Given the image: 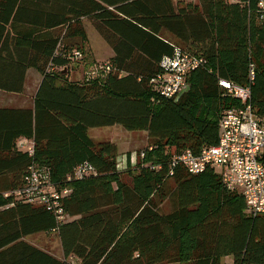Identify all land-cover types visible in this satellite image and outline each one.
I'll return each mask as SVG.
<instances>
[{
	"label": "trees",
	"instance_id": "obj_1",
	"mask_svg": "<svg viewBox=\"0 0 264 264\" xmlns=\"http://www.w3.org/2000/svg\"><path fill=\"white\" fill-rule=\"evenodd\" d=\"M83 18L114 51L90 81L68 76L75 50L89 57ZM177 46L206 62L167 98L149 81ZM30 68L42 75L33 106L0 107V264H264V215L248 213L214 168L171 164L217 143L223 111L241 106L221 78L249 85L264 113V0H0V89L22 93ZM115 124L151 141L136 164L127 154L125 171L117 145L89 135ZM19 138L32 147L19 149ZM84 164L90 171L76 176ZM36 169L68 190L61 216L5 195ZM40 232L58 234L62 258L23 239Z\"/></svg>",
	"mask_w": 264,
	"mask_h": 264
},
{
	"label": "built area",
	"instance_id": "obj_2",
	"mask_svg": "<svg viewBox=\"0 0 264 264\" xmlns=\"http://www.w3.org/2000/svg\"><path fill=\"white\" fill-rule=\"evenodd\" d=\"M189 1L195 3L198 0ZM74 56L82 57V52L75 50ZM205 62L203 56L177 46L172 54L163 56L160 62L162 71L151 77L149 84L161 96L178 98L189 88L187 74ZM106 67L109 70L110 66ZM250 74L253 78V68ZM219 83L228 94L240 101L241 106L223 111L217 143L202 147L198 153L190 148L184 149L173 156L171 164L182 165L190 173L214 168L229 190L243 195L248 213L264 215V113L257 114L253 110L249 85L224 78ZM90 169L89 164L81 165L76 176H82ZM67 192L55 191L49 184L48 173L36 169L25 177L22 189L5 195H25L28 201L46 205L61 216L60 198Z\"/></svg>",
	"mask_w": 264,
	"mask_h": 264
},
{
	"label": "rangeland",
	"instance_id": "obj_3",
	"mask_svg": "<svg viewBox=\"0 0 264 264\" xmlns=\"http://www.w3.org/2000/svg\"><path fill=\"white\" fill-rule=\"evenodd\" d=\"M176 1V0H175ZM234 1V0H232ZM86 25L88 26V35H89V42H87L86 48H92V51L95 55H101L103 53V48H99L101 44V38L94 29L91 27L93 26L90 20H85ZM82 51V50H81ZM83 52V51H82ZM91 56V55H90ZM82 53V57H78L76 61L72 62L70 67V71L68 73L70 80H77V81H90L96 78H103L107 73V65L108 63L105 60H95L91 59ZM100 59H103L102 56H98ZM34 78L31 77L29 81V88L27 89L26 94H31L34 90ZM30 98V97H29ZM28 100V98H26ZM22 103L27 104V102L22 101ZM120 127L111 128L108 126L104 127H97L91 128L89 130V135L98 141H106L112 140L118 147V165L120 169L125 171L128 167L127 163V154L131 156V163L136 164L139 156H142L143 150L147 148L151 141L148 138V133L143 130H127L122 125ZM118 130H121L118 131ZM115 132V133H114ZM125 180H129L127 175H124ZM171 209L170 202L166 200L163 204V211L169 213ZM42 233V234H40ZM36 233L32 234L31 237L37 236L35 238V243L42 245L43 247L49 248L53 253L60 254L63 252L60 239L56 232L51 233ZM40 234V235H39ZM29 239V238H28ZM233 257L232 256H225L223 257L222 261L224 264H233ZM171 264H181V263H171Z\"/></svg>",
	"mask_w": 264,
	"mask_h": 264
},
{
	"label": "crops",
	"instance_id": "obj_4",
	"mask_svg": "<svg viewBox=\"0 0 264 264\" xmlns=\"http://www.w3.org/2000/svg\"><path fill=\"white\" fill-rule=\"evenodd\" d=\"M83 20H84L85 28H86L87 35H88V30H87L88 26L86 25L85 20H90V19L83 18ZM91 27L94 29V31L97 33V35H99V37L101 38L102 42L99 45V48H103V53L101 55H98V56H102L103 59H100V57H98L97 54L95 55V53L92 51V48H88L89 52H90L89 56L91 55L90 58L91 59H95V60H109L114 55L113 49L102 38L101 34L95 28L94 24H93V26L91 25ZM88 42H89V35H88ZM32 76H33V78L35 80V82H34V90H33V92L31 94L27 95L26 92H27V89L29 88V81L31 80ZM41 80H42V75L36 69H34V68L28 69L26 82H25V88H24V91L22 93L8 92V91H4V90L0 89V107H13V108L32 107L33 103H34V96H35V93H36L40 83H41ZM26 98H28V100ZM22 101L27 102V104L22 103ZM108 127L117 128V127H120V126H119V124H115L113 126H108ZM118 131L121 132V130H118ZM112 142H114V141H112ZM32 145H33V140H31V139L19 138L18 141H17V146H18L19 149H23V150L30 149L32 147ZM43 233H45V232H43ZM34 234H36V233H34ZM40 234H42V233H40ZM31 235L32 234L27 235V236L23 237V239L25 241L35 245V246H38V247L46 250L47 252L51 253L52 255H54V256H56L58 258H62L63 257V252L61 253V255L57 254V253H53L49 248H46V246L43 247L42 245H39V244L35 243L34 240H35V238L38 235L34 236V237L33 236L31 237ZM6 264H21V262H17V263H15V262H10V263L6 262ZM26 264H31V263L27 261Z\"/></svg>",
	"mask_w": 264,
	"mask_h": 264
},
{
	"label": "water",
	"instance_id": "obj_5",
	"mask_svg": "<svg viewBox=\"0 0 264 264\" xmlns=\"http://www.w3.org/2000/svg\"><path fill=\"white\" fill-rule=\"evenodd\" d=\"M63 72H65V70Z\"/></svg>",
	"mask_w": 264,
	"mask_h": 264
}]
</instances>
